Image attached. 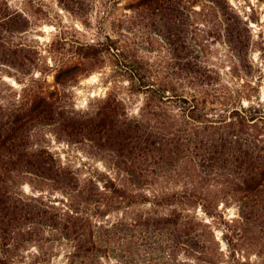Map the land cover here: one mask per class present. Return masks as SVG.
I'll list each match as a JSON object with an SVG mask.
<instances>
[{
    "label": "rangeland",
    "instance_id": "1",
    "mask_svg": "<svg viewBox=\"0 0 264 264\" xmlns=\"http://www.w3.org/2000/svg\"><path fill=\"white\" fill-rule=\"evenodd\" d=\"M227 1L241 21L246 47L239 53L229 44L226 18L213 2L185 0L194 60L212 71L206 89L223 96L220 101L230 103V110L254 106L264 111V0ZM140 2L0 0V105L21 110L36 93L60 92L67 111L77 117L95 116L110 101L119 107L121 119L171 132L183 103L168 96L175 89L191 97L200 83L186 76L188 61L173 50L161 35L157 16L140 8ZM90 46L98 54L86 58ZM14 51L24 53V61L12 62L9 54ZM132 65L150 70L151 83L168 89L165 102L133 88L128 72ZM216 107L225 108L221 103ZM230 113L222 117L230 118ZM249 134L264 153V119ZM75 139L59 124H40L32 132L33 147L49 151L58 166L74 175L77 188L32 174L9 183L23 200L60 215L72 238L60 228L36 224L18 227L10 238L0 230V259L71 264L78 245L74 237L93 231L101 250L94 261H87L95 264H264V219L246 216L242 195L227 177L205 174L195 154L173 169L152 173L151 168L138 178L118 166L114 152ZM109 181L137 195V203L114 195L105 187ZM91 189L100 193L99 201H86ZM173 195H189L196 203L171 202ZM174 213L189 218L209 240V258L183 245L174 251L171 229L150 225Z\"/></svg>",
    "mask_w": 264,
    "mask_h": 264
},
{
    "label": "trees",
    "instance_id": "2",
    "mask_svg": "<svg viewBox=\"0 0 264 264\" xmlns=\"http://www.w3.org/2000/svg\"><path fill=\"white\" fill-rule=\"evenodd\" d=\"M184 1L141 0L139 3L140 8L157 16V24L163 29L161 35L175 52L183 54L188 61L184 68L186 76L200 83L197 85L200 89H196L191 97L179 94L175 89L174 94L168 96L170 101L183 103L182 115L175 117L177 120L171 132L121 119L119 107L110 101L95 116L77 117L67 111L60 92L36 93L31 103L21 110L7 111L0 105V230L5 238H10L24 224L60 228L66 236H73L60 215L23 200L9 185L17 177L32 174L70 188L78 187L74 175L58 166L49 151L33 147L32 132L40 124H59L75 140L84 138L96 142L103 149L114 152L119 158L118 166L138 178H143L151 168L152 173L173 169L193 153L205 174L227 177L234 191L242 195L246 216L264 219V153L259 150L258 143L249 138L250 129L257 121L264 119V111L242 105L230 110V103L220 101L223 96L211 94L206 89L212 84V71L194 60V43L188 36V13L183 6ZM210 1L220 8L226 18L229 44L236 52H242L246 40L240 30L241 21L230 11L227 0ZM93 50H96L95 46H90V51L86 49V58L98 54ZM9 56L14 57L12 62L26 58L24 53L18 51ZM132 67H128V72L133 88L138 92L146 91L152 100L165 102L168 89L151 83L152 72L137 65ZM58 78L65 85L61 75ZM212 97L215 101H211ZM219 103L225 108L216 107ZM219 110L221 112L218 113ZM225 112H231L230 118L222 117ZM214 113L217 116L211 117ZM105 187L114 195L128 200L129 204L137 203V195L118 187L114 181H109ZM86 193L87 202L99 201L100 193L96 189ZM185 200L196 203L189 195L180 198L173 195L171 202L183 203ZM150 225L156 230L171 229L174 251L177 252L183 245L189 252H201L202 258H209V240L191 224L189 218L183 219L180 213H174L171 218L160 219ZM94 236L93 231L87 236L83 232L77 233V237H74L78 243L77 251L72 253L71 264H76L77 260L82 264H95L93 261L101 247ZM90 259L93 261L88 262ZM0 264L15 263L0 259Z\"/></svg>",
    "mask_w": 264,
    "mask_h": 264
}]
</instances>
